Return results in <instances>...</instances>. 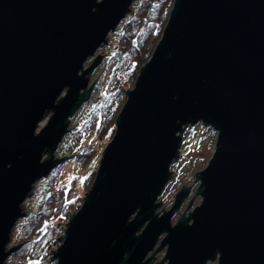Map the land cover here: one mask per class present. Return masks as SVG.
<instances>
[{
  "label": "water",
  "instance_id": "obj_1",
  "mask_svg": "<svg viewBox=\"0 0 264 264\" xmlns=\"http://www.w3.org/2000/svg\"><path fill=\"white\" fill-rule=\"evenodd\" d=\"M137 2L0 0V264L21 246L9 250L35 184L73 158L56 151L91 100L99 50ZM171 11L57 264H153L164 248L160 264H264V0H176ZM200 122L218 135L195 176L203 201L173 225L191 188L162 215L158 198Z\"/></svg>",
  "mask_w": 264,
  "mask_h": 264
},
{
  "label": "trees",
  "instance_id": "obj_2",
  "mask_svg": "<svg viewBox=\"0 0 264 264\" xmlns=\"http://www.w3.org/2000/svg\"><path fill=\"white\" fill-rule=\"evenodd\" d=\"M174 2L176 0H138L132 15L124 21L120 47L113 52L112 57L105 64V71L108 68L112 69L114 76L108 80L103 89L94 91L95 96L101 95L104 99L103 105L90 112L85 126H81L74 133V143L66 144L65 149H70L74 164L84 167L95 157L97 151L94 150L93 145L86 144L88 140L99 143L113 138L117 131L116 122L128 98L127 90L134 88L141 70L153 56L155 47L164 33V27L169 23ZM112 65L117 67L113 68ZM97 142L94 143L95 146H99ZM68 162L62 166L68 165ZM96 162L98 163L99 160ZM92 169L85 182L87 185L97 174L95 172L97 168L94 166ZM62 173L60 167L53 176H50L42 197L38 198V205L40 204L41 208L21 223L22 230L18 240V245L21 246L9 264H49V259H53L51 251L62 243L61 236L66 228L65 225H61L62 222L67 223L74 210L78 211L82 205H79V202V206L75 204L79 197L74 193H69L71 191L66 193L59 188L58 182ZM45 249L47 250L43 255L46 262H43L44 260L40 261L41 263L37 262L39 251L43 252ZM28 257L35 261L26 262Z\"/></svg>",
  "mask_w": 264,
  "mask_h": 264
},
{
  "label": "rangeland",
  "instance_id": "obj_3",
  "mask_svg": "<svg viewBox=\"0 0 264 264\" xmlns=\"http://www.w3.org/2000/svg\"><path fill=\"white\" fill-rule=\"evenodd\" d=\"M137 4H138V2L132 6V11L135 8L134 6H136ZM173 6H174V3H173ZM123 23L124 22H122V25L119 26L114 33H112V36L109 38L108 43L105 46H103L97 54V56L103 55L105 57L103 59V63L99 66L98 69L93 71V74L91 75L92 80L90 81L89 88H91L93 83L96 82V80L98 79L96 84L93 85V90H92L91 98H90L91 100L84 103V105L74 115L72 122H70V127H69L70 133L67 135V137L65 136V138L63 140V144H61L56 151V153H57L56 158L57 159H64L65 157L70 158L73 156V155H70L71 154L70 149L69 150L65 149L66 144L68 145V144L74 143L73 142L74 141V139H73L74 133L77 132V130L80 129L81 126H83V125L85 126V123H87L88 118L90 116V112L94 111L95 109L97 110L99 107H101L103 105L102 101L104 99L101 98V95L95 96L94 91H96L100 88L103 89L104 85L105 84L107 85L108 80L114 76L112 74V69L108 68L107 71H105V68H106L105 64L109 60V58L112 57L113 52H116L120 47V45H119L120 37L122 36L123 26L125 25ZM162 35H161V37H162ZM90 63L91 62H89V65H90ZM112 66H113V68L117 67L114 65H112ZM106 73H107V77H106ZM105 79H106V83H105ZM134 88H135V84H134ZM134 88H132L131 90H133ZM47 123H48V120H45L40 128L42 129L43 127H45ZM71 129H73V130H71ZM114 136H115V134H114ZM114 136H113V138H114ZM184 136L185 137L183 138V145H182V148L180 150V157H179L180 160H178V162L175 161L170 167V169L173 173L172 181L167 184L166 188L164 189L165 191H163L162 195L158 198V202H157V203H161V207L158 211L160 212V215H162L163 212H169V210L173 207V204L176 201L175 200L176 195L179 194L180 191H182V188L187 189V190H189L191 188L192 191H190V194H189V197L187 198V200L183 202V206L181 207L180 212H177V214L173 217V221H174L173 225L176 224L177 222H179L178 220H179L181 215H184V213H185V215L188 216L189 213H191L194 210V208L198 207L200 205L201 201H203L201 196L195 197V195L197 194V191L199 190V186L201 184V181L197 180L198 178L195 176H198V174L200 172H202L203 170L208 168L207 166H208L210 160L212 159V157L215 153V149L217 147L216 141H217L218 135H217L216 131L213 129L212 125L206 126L201 122L197 125H194V126L190 125L188 128L185 129ZM113 138L112 139L111 138L106 139L107 141L99 142V143L96 141L99 145V146L96 145L97 147L94 145V143L96 144V142L91 141V139L88 140V142H86V144L87 145L89 144L88 146L93 145L94 150H96L97 153H96L95 157L91 161H89V163L87 162L84 165V167H82V165L78 166L77 164H74L72 159H65V161L62 162L61 165L56 167L54 169V171L51 173L50 176H53L56 173L57 169L62 167V171H63L62 174L63 175L60 176V179L58 182L59 188H62L66 193H67V191L68 192L71 191L69 193H74L76 197H79L77 199V202L75 203L77 206H79L80 204H82L81 207L84 206L83 203H84L85 197H86V195H88V191H90V189H91V187L94 184V181L96 179V175L98 174V169H99L100 163L102 162L101 161L102 155H103V153H105V149H106L107 145L111 141H113ZM97 156L99 157V159ZM44 159L49 160L50 155H47V156L45 155ZM97 160H99L98 163L96 162ZM66 162H68L69 164L62 166ZM94 166H95V168H97L95 171V172H97V174L92 177L91 182H89L90 184L88 183V185H87V183H85V182L89 178V176L91 174L90 173L91 169ZM92 170H94V169H92ZM50 176H48V177L46 176L40 182L36 183L34 190H33V195H32L33 197L28 198L25 201V204L23 206L24 207L23 210H24V213L27 214L26 218L29 219L31 214L35 213L36 210H39L41 208L40 204L38 205V198L42 197L43 189L46 188L47 182H48V179L50 178ZM193 198H194V201H193ZM192 201H193V203L191 205V208L188 209V207ZM78 202H79V205H78ZM81 207H80V209H81ZM80 209H78V210H80ZM75 212L76 213L78 212L77 209L74 210L73 215L76 214ZM24 220H26V219H24ZM24 220L20 221V223L17 224V226L15 228L16 230L14 231V235H13L14 241L9 246V250H13L18 245V240H20L19 239L20 238V231L22 230V224L21 223ZM59 221H61V220H59ZM67 224H68V222L67 223L62 222L61 225H65V227L68 228ZM66 228H64V231L66 230ZM63 234H62V236H63ZM162 237L164 238V235ZM62 243H63V241H62ZM62 243L59 246H61ZM54 248L55 249H52L51 252H53V250L56 251L57 249H59V247L58 248L54 247ZM46 250L47 249H45L43 252L39 251V256H38L37 262H40L43 260H44L43 262H46L45 261L46 258L43 255L46 252ZM166 254H167V250H165V248L162 249L156 258L155 264L162 263L163 260L165 259ZM14 255H15V253L10 257L7 264H9L12 261V259H13L12 257ZM52 260L53 259H49V264H57V261L53 262ZM28 261H30V263H31V261H35V260L28 257V260L26 262H28ZM209 264H218V261L216 263H209Z\"/></svg>",
  "mask_w": 264,
  "mask_h": 264
},
{
  "label": "flooded vegetation",
  "instance_id": "obj_4",
  "mask_svg": "<svg viewBox=\"0 0 264 264\" xmlns=\"http://www.w3.org/2000/svg\"><path fill=\"white\" fill-rule=\"evenodd\" d=\"M185 201H186V200H185ZM179 212H180V211H179ZM176 214H177V212H176ZM176 214H175V215H176ZM162 238H163V237H162ZM162 238L160 239V241H159V244H157L156 248H157V247H159V245L161 244L160 242H161ZM156 248H155V249H156ZM165 250H167V248H165ZM151 255H152V254H151ZM151 255H149V256L147 257V259H148V258H149ZM157 256H158V255H157ZM157 256H156V258H157ZM156 258H155V260H154V263H153V264H155V263H156ZM159 264H160V263H159ZM164 264H168V263L165 261V263H164Z\"/></svg>",
  "mask_w": 264,
  "mask_h": 264
}]
</instances>
